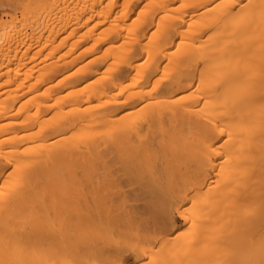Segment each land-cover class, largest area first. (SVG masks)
<instances>
[{
	"label": "bare ground",
	"instance_id": "1",
	"mask_svg": "<svg viewBox=\"0 0 264 264\" xmlns=\"http://www.w3.org/2000/svg\"><path fill=\"white\" fill-rule=\"evenodd\" d=\"M231 2L0 0V261L259 259L264 17Z\"/></svg>",
	"mask_w": 264,
	"mask_h": 264
},
{
	"label": "snow or ice",
	"instance_id": "2",
	"mask_svg": "<svg viewBox=\"0 0 264 264\" xmlns=\"http://www.w3.org/2000/svg\"><path fill=\"white\" fill-rule=\"evenodd\" d=\"M187 6V4H179V7L181 8ZM215 6L218 8H226L229 10V12L235 11L236 9H240L241 12H247L249 10L258 9L261 16L264 17V0H260V3L258 5L253 4L252 0H232L231 3H220L216 4ZM163 7H166V5ZM210 137V132L204 134V139L206 141V143L204 144V163L208 165L211 164L212 155L216 151V146L214 143L211 142ZM148 203L149 206L145 209V211L156 216V219L158 220L161 228L170 227L172 218L178 215L186 216L184 208L179 205V200H177L176 205L171 208L170 213L167 210L166 202L163 205L159 201H151ZM0 264H14V262L0 261ZM90 264H93V262H90ZM95 264H125V262L121 259L120 252L114 250L108 254L107 258L99 260L98 262H95ZM145 264H149V262L145 261ZM241 264H264V237H262L260 243L259 259H247L241 262Z\"/></svg>",
	"mask_w": 264,
	"mask_h": 264
},
{
	"label": "rangeland",
	"instance_id": "3",
	"mask_svg": "<svg viewBox=\"0 0 264 264\" xmlns=\"http://www.w3.org/2000/svg\"><path fill=\"white\" fill-rule=\"evenodd\" d=\"M2 12H4L5 13V11L3 10V8L2 9H0V16H2ZM3 13V14H4ZM1 18V17H0ZM173 222H174V224L176 225V227L177 228H182V226H183V221H182V219H180V217H178V216H176V217H174L173 218ZM229 222H233L232 220L231 221H229ZM233 224H234V222H233ZM230 226H231V223H230ZM230 228V227H229ZM228 228V229H229ZM233 228V227H232ZM222 230V229H221ZM120 245H122V244H120ZM123 248V247H122ZM123 255H125L126 253L123 251V253H122ZM122 255V256H123ZM128 264H132L133 263V260L132 259H130V257L128 258V260L126 261ZM134 264V263H133Z\"/></svg>",
	"mask_w": 264,
	"mask_h": 264
}]
</instances>
